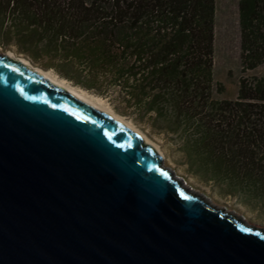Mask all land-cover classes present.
<instances>
[{
  "label": "water",
  "instance_id": "obj_1",
  "mask_svg": "<svg viewBox=\"0 0 264 264\" xmlns=\"http://www.w3.org/2000/svg\"><path fill=\"white\" fill-rule=\"evenodd\" d=\"M0 53V264H264V228L137 130Z\"/></svg>",
  "mask_w": 264,
  "mask_h": 264
},
{
  "label": "trees",
  "instance_id": "obj_2",
  "mask_svg": "<svg viewBox=\"0 0 264 264\" xmlns=\"http://www.w3.org/2000/svg\"><path fill=\"white\" fill-rule=\"evenodd\" d=\"M240 69L264 63V0H237ZM213 0H0V40L74 87L187 130L191 171L264 203V71L212 94ZM160 122V123H159ZM229 194V193H228Z\"/></svg>",
  "mask_w": 264,
  "mask_h": 264
},
{
  "label": "rangeland",
  "instance_id": "obj_3",
  "mask_svg": "<svg viewBox=\"0 0 264 264\" xmlns=\"http://www.w3.org/2000/svg\"><path fill=\"white\" fill-rule=\"evenodd\" d=\"M213 29L212 52V96L221 99H233L237 94V82L241 76L260 75L264 71V63L255 69L242 71L239 56V32L237 19L225 18L220 10L216 14ZM0 53H8L14 59H19L31 68L34 66L23 55L17 54L9 45L2 44L0 40ZM53 79L62 80L72 89L87 96L97 104L101 110L110 111L121 118L124 123L137 130L142 138L152 144L156 151L162 155V164L170 169L173 176L183 179L196 193L218 207L233 211L245 220L264 228V203L257 198L245 196L243 192L227 191L223 184L202 179L200 173L191 171L185 154L187 143V130L177 127L174 131L165 127L164 121L159 125H152L147 117L139 118L134 109L126 107L114 96V90L95 92L91 89L74 87L70 82L60 79L53 71L47 70ZM160 123V122H159ZM229 193V194H228Z\"/></svg>",
  "mask_w": 264,
  "mask_h": 264
},
{
  "label": "crops",
  "instance_id": "obj_4",
  "mask_svg": "<svg viewBox=\"0 0 264 264\" xmlns=\"http://www.w3.org/2000/svg\"><path fill=\"white\" fill-rule=\"evenodd\" d=\"M215 12L213 13L214 24L216 19V14L220 10L221 14L227 18L237 19V0H213Z\"/></svg>",
  "mask_w": 264,
  "mask_h": 264
},
{
  "label": "bare ground",
  "instance_id": "obj_5",
  "mask_svg": "<svg viewBox=\"0 0 264 264\" xmlns=\"http://www.w3.org/2000/svg\"><path fill=\"white\" fill-rule=\"evenodd\" d=\"M41 73H42V75H43L44 77H46L47 79H49L50 81H52L53 83H55L56 86H59L60 88H62V89H64V90H67V91L71 92V93H72L73 95H75L76 97H78V98H80V99H82V100L84 99V100H86L87 102H89L91 105H93L95 108L100 109L99 106H98L97 104H95L94 102H92L90 98H88L87 96L81 94L80 92H77L76 90L72 89V87L68 86V85H67L65 82H63L62 80L59 81V80H57V79H53V77L49 76L48 73H44V72H41ZM108 114L117 117L115 114H113V113L110 112V111H108ZM117 118L120 119L121 121H123L121 118H119V117H117ZM123 123H124V122H123ZM124 125L130 127L127 123H124ZM130 128L133 129L132 127H130ZM133 130H135V129H133ZM171 176H172L173 179H176V178H177V177L173 176L172 174H171ZM206 200H207V199H206ZM207 201H209V200H207ZM209 202H210V201H209ZM210 203H211V202H210Z\"/></svg>",
  "mask_w": 264,
  "mask_h": 264
}]
</instances>
